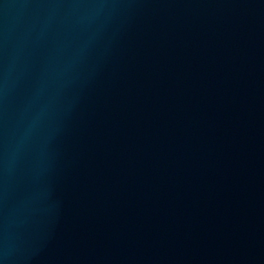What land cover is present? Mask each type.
Masks as SVG:
<instances>
[{
	"label": "water",
	"instance_id": "obj_1",
	"mask_svg": "<svg viewBox=\"0 0 264 264\" xmlns=\"http://www.w3.org/2000/svg\"><path fill=\"white\" fill-rule=\"evenodd\" d=\"M0 264H264V0H0Z\"/></svg>",
	"mask_w": 264,
	"mask_h": 264
}]
</instances>
